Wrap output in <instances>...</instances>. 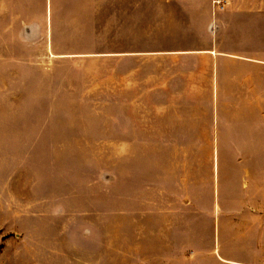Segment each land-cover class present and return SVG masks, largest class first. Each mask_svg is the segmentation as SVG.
<instances>
[{
    "label": "rangeland",
    "instance_id": "1",
    "mask_svg": "<svg viewBox=\"0 0 264 264\" xmlns=\"http://www.w3.org/2000/svg\"><path fill=\"white\" fill-rule=\"evenodd\" d=\"M115 4L0 0V264H264V131L232 154L214 122L263 127L264 22H216L259 58L220 59L222 82L210 54L118 56L206 22H118Z\"/></svg>",
    "mask_w": 264,
    "mask_h": 264
},
{
    "label": "crops",
    "instance_id": "2",
    "mask_svg": "<svg viewBox=\"0 0 264 264\" xmlns=\"http://www.w3.org/2000/svg\"><path fill=\"white\" fill-rule=\"evenodd\" d=\"M213 1V2H212ZM127 5L130 8H127ZM227 0H116V18L119 22H206L205 28L195 31L190 35V40L183 38L180 44H165L162 47L152 46L141 50H127L116 52L118 56L149 55L159 58L188 59L203 54H210L214 58V72L219 78L227 73L220 67V59L229 57L232 59H247L259 61L256 56H245L237 52H228L223 49L220 41L222 27L216 22H264V14H253L244 12L242 19L234 18L226 11ZM120 12V13H119ZM197 35V36H196ZM203 41L206 47H203ZM193 44V45H191ZM241 72V71H240ZM239 72V73H240ZM214 122L217 131L224 134L217 135L218 138L233 140L232 154H251L255 151L249 150L255 147L257 130L262 129L260 121L252 118V115H228L222 119L219 111H216ZM259 126H257L258 124Z\"/></svg>",
    "mask_w": 264,
    "mask_h": 264
}]
</instances>
